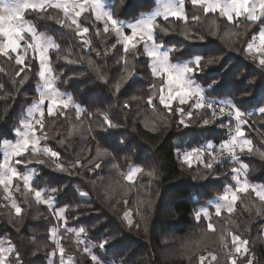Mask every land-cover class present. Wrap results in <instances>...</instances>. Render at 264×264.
<instances>
[{"label": "trees", "instance_id": "trees-1", "mask_svg": "<svg viewBox=\"0 0 264 264\" xmlns=\"http://www.w3.org/2000/svg\"><path fill=\"white\" fill-rule=\"evenodd\" d=\"M102 1L108 6L115 5L113 11L124 24L135 22L134 18L150 14L159 6V0ZM185 11L187 23L175 18L167 21L157 19L159 26L167 31L165 34L156 29V35L162 42L182 49L171 54L172 60L187 59L191 52L221 56L219 63L206 67L199 74L197 82L207 88L205 81L210 73L219 71L222 77L225 72H234L230 77L234 83L238 84L244 77L255 80L252 84L245 81L249 95L241 97L237 93V99L257 96L258 89L264 84V70L258 67L260 56L246 53L243 49L246 42H252L251 38L258 35L264 24L245 22L241 18L234 25L220 17L218 12L204 16L190 0L185 2ZM50 16L64 19L62 12L51 8L25 13V19L37 32L44 33L59 44V55L54 50L49 53L54 72L58 74L56 86L60 92L72 97L74 105H79L82 113L77 120L75 107L72 106L66 110V116L45 115L43 133L47 139L42 140L40 146L46 145L60 153L59 162L70 171L56 170L57 158L39 154L30 158V152L19 158L26 164L18 168L21 171L37 170L34 186L61 188L54 196L57 209L69 206L65 213L67 226L86 229L77 237L60 227L58 238L65 248V257L72 258L71 264H92L86 247L105 264H230L232 259H236L238 264H246L245 256L236 253L232 247L229 233L239 234L249 242L246 255L252 259V264H264V201L255 192L249 189L238 193L232 212L222 211L217 216L215 211H211L209 219L200 212L210 202L217 201L225 189L234 187L235 180L231 174L233 161L221 157L220 163L214 164L212 169L205 168L203 161L193 162L190 166L183 161V154L193 148H206L208 144L218 146L228 137L227 127H221L219 120L204 125L203 110L199 115L193 110V118H185V126L179 123V113H169L164 109L158 99L160 81L152 76L147 57L141 54L142 44L135 55L127 54V67L131 68L133 76L116 92L115 85L126 75V66L122 59L125 53L122 45L117 43L115 33H106L103 21H96L88 12L77 18L83 22L82 26L89 28L85 38L91 40V49L101 53L97 55L96 51L82 45L73 30L75 26L71 29L61 27ZM193 16H200L199 21L193 20ZM213 19L216 20L215 26ZM185 28L194 35H203L204 39H185L182 34ZM26 39L30 37L26 36ZM238 39H241L240 45H237ZM16 55L12 53V58L0 55V162L3 160L4 142L16 141V130L21 120L27 118L28 109L39 96L38 59L29 61L32 64L31 70H26L29 78L18 83L24 73L17 75L21 66L15 63ZM65 57L74 62L69 63ZM101 75L107 83L100 79ZM153 84L157 87L153 88ZM150 95L156 97L154 104L158 107L155 112L146 103ZM222 98L215 95L209 97L212 100ZM125 104L129 107L125 108ZM177 106L178 101H174L172 107ZM183 107L192 110L188 105ZM101 111H107L119 126L106 128L99 115ZM248 111L252 115L247 117L244 131L252 141L254 151L249 154L245 150L240 154L241 162L247 165L242 171L246 172L250 184L264 188V159L259 155L264 152V115L254 108ZM76 126H80V131L75 130ZM69 132H72L71 136ZM37 134L41 135V132ZM104 150L111 155L98 158V153ZM36 159L45 160V165L37 164ZM208 160L206 155L205 161ZM74 163L76 166L72 167ZM97 163L101 165L99 168L95 167ZM113 164L119 165V168H114ZM130 165L144 169L134 184L123 180L120 175L121 172L126 173ZM149 171L154 175L149 176ZM112 188L119 192L108 195ZM78 190L88 195L81 197ZM127 190L131 191L129 197L123 194ZM137 191H141V195L135 203ZM143 191L148 193L147 197ZM15 196L21 203L25 199L19 192ZM125 199H129L128 204L133 210L131 221L134 224L124 219L121 207H114L113 201L108 202ZM148 199L155 201L153 207L143 212L146 218H137V204L144 210L151 205L143 204L144 201L148 203ZM23 209L21 219L14 214L0 189V241L15 244L23 264H50V261L59 264V254L55 259L50 256L55 248L50 230L59 226L52 212L32 198L23 203ZM198 211L199 219L196 215ZM209 223L213 229L208 228ZM221 236L226 237L224 243L220 242ZM105 238L108 244L101 250L99 242ZM78 240L81 242L78 243ZM211 256L216 259H211ZM201 257H204L203 261Z\"/></svg>", "mask_w": 264, "mask_h": 264}, {"label": "snow or ice", "instance_id": "snow-or-ice-1", "mask_svg": "<svg viewBox=\"0 0 264 264\" xmlns=\"http://www.w3.org/2000/svg\"><path fill=\"white\" fill-rule=\"evenodd\" d=\"M186 0H159L158 8L150 14H141L139 18H134L135 22L124 24L118 17H116L113 9L115 5L108 6L106 10L105 3L102 0H0V55L12 58V53H17L15 56V63L21 67L17 69V75L24 73L18 83H23L29 77L27 71L31 70L32 64L29 62L37 60L39 62V77L37 92L38 99L34 101L33 105L28 109L27 118L22 119L20 127L16 130L17 139L14 143H5V151L3 153V160L0 162V189L3 190L4 199L9 201L14 214L22 219L23 203H28L29 198L34 199L38 204L46 205L52 212L53 219L58 222L59 226H54L50 230L52 243L55 245L54 250L50 256L54 259L58 255L59 264H65V248L61 245L59 236L60 227H63L65 232L75 233L80 237L82 233L86 232L84 227L76 228L67 226V217L65 215L69 206L56 207V200L54 194L61 191V188H40L34 186V177L37 175L36 169L28 171L19 170L18 166L26 164L25 160L19 159L26 153H31V157L37 154L47 156L49 158H57L55 169L60 172L70 171L68 167L59 162L60 153L52 150L48 146L41 147V141L46 140L47 136L43 133V125L45 115L66 116V110L69 105H73L76 110V119L79 120L82 109L79 105H74L72 97L67 94H62L57 86L56 80L58 74L54 72L52 67L50 51H56L59 55L60 46L52 38L46 36L44 33H39L35 27L25 19V13L29 10L33 12L46 11L47 9H56L64 14V19H58L50 16V19H56V22L61 27L75 28L73 29L75 35L80 37V42L86 48L96 51L97 55L101 53L96 49H91V40L85 38V34L89 32V28L82 26L83 22L78 20L82 13L88 12L96 21H103L106 33L114 32L117 38V43L123 47L125 56L122 57L126 66V75L122 76L120 81L115 85V91L119 92L123 83H126L133 76V71L128 66L127 54H136L140 51L139 46L142 44L141 54L147 57V63L150 67L151 74L154 78L160 81L159 85V104L167 109L169 113H179L181 119L179 123L187 126L186 119L193 118V110L199 115L200 111L205 112V118L202 120L204 125H208L214 120L220 121L221 127H227L228 138L219 143V150L213 144H208L206 148L197 147L191 151L183 154V161L186 164H191L193 158L200 160L204 155L209 157L208 161L204 162L207 169H212L214 164L220 163V157L227 154V157L234 162L231 168V174L235 180V186L225 189L224 193L219 196V200L223 204H217L215 214L221 215V210L226 208L228 212L233 211V204L237 200V193L247 192L251 189L255 192L261 200H264V188H256L246 179L241 178V170L247 168L241 162L240 154L245 150L251 154L254 149L252 141L245 136L244 128L248 124L247 117L252 113L248 111L249 108H254L255 111L264 115V84H261L258 89V95L250 99H237L236 94L240 93L241 97L249 95L245 86V81L252 84L255 80H249L244 77L238 84L234 83L230 78L234 72H225L221 77L219 71L210 73L208 80L205 81L207 88L199 84V74L210 65L219 63L221 56L206 54L201 52H191L187 59L177 60L174 62L171 54L176 51H181L177 46H170L161 41V38L156 35V29L161 33L166 34V29L160 27L157 23V17H162L164 20L175 18L187 23L188 16L185 11ZM123 3V0H120ZM194 8L201 10L204 16L209 13H219L227 22L237 24L243 18L245 22L264 24V0H190ZM193 20L199 21L200 16H193ZM213 26L216 25V20H212ZM185 39L194 41L196 39L203 40V35H194L185 28L182 33ZM238 35H243L238 33ZM26 36L30 39H26ZM252 42H246V47L243 51L252 53L253 51L264 52V28L259 29L258 39L259 47H256L255 40L257 36L254 35ZM24 42L23 45L21 42ZM114 47V46H113ZM107 55V53H104ZM65 59H68L65 57ZM255 60L256 58L253 57ZM69 63L74 61L68 59ZM92 64V61H89ZM258 67L264 70V56L258 60ZM27 70V71H26ZM99 72V69H96ZM101 80L107 83L103 75ZM210 81V82H209ZM157 85L153 84V88ZM215 95L223 97L222 99L212 100L210 96ZM155 96H149L146 103L155 112L157 105L154 104ZM174 101H178V106L173 108ZM188 105L186 110L183 106ZM125 108L129 105L125 104ZM60 110L59 112L57 110ZM99 115L102 117V123L106 128H115L116 124L107 111H101ZM163 119V116H161ZM227 120V124H225ZM76 131H80V126L75 127ZM37 131L41 135H37ZM69 136L72 132L68 133ZM63 143V141H61ZM123 143V141H121ZM209 149L211 151H209ZM111 153L107 150L98 153V158L110 156ZM264 159V152L259 153ZM35 162L39 165H45V160L36 159ZM78 163V162H77ZM239 165V167L235 166ZM76 163L72 165L75 167ZM101 165L97 163L96 168ZM114 168H119V165L113 164ZM144 172V169L136 165H130L126 173L121 172L123 180L134 183L138 174ZM149 176L154 173L149 171ZM15 181V183H13ZM19 192L21 196L25 197L24 201L18 202L15 193ZM51 193V194H49ZM81 197H85L88 193L78 190ZM212 203V202H210ZM201 211H204L203 209ZM207 215V212L204 211ZM199 219L200 212H197ZM124 219L131 224L129 213H125ZM209 229H213V225L209 223ZM231 236L232 247L235 252L245 256L246 264H252V259L247 257L248 241L242 238L239 234L229 233ZM226 237L221 236L220 240L224 243ZM81 242L78 240V243ZM108 244V239L105 238L99 242V248L105 249ZM227 247V244L224 245ZM89 254L92 264H105L100 258L94 254L91 249L85 248ZM231 251V250H230ZM71 261V257L67 258ZM201 261L204 257L200 258ZM215 260V256H211ZM0 264H23L20 253L16 245L11 241H0ZM53 264V261H50ZM231 264H238L236 259L231 260Z\"/></svg>", "mask_w": 264, "mask_h": 264}, {"label": "rangeland", "instance_id": "rangeland-1", "mask_svg": "<svg viewBox=\"0 0 264 264\" xmlns=\"http://www.w3.org/2000/svg\"><path fill=\"white\" fill-rule=\"evenodd\" d=\"M103 2V1H102ZM103 3H105V2H103ZM105 5H106V10H107V8H108V4L107 3H105ZM83 14V13H82ZM29 22V21H28ZM30 23V22H29ZM132 23V22H131ZM31 24V23H30ZM125 24H129V23H125ZM262 28H264V26L262 27ZM240 41L241 40H239L238 42H237V44H239L240 43ZM255 45H256V47H259V39H258V35H257V39L255 40ZM253 53H255V54H258L260 57L261 56H264V52H257V51H253ZM62 94H67L66 92H61ZM68 96H69V94H67ZM74 103V102H73ZM73 105H69V108L70 107H72ZM58 112L60 111L59 109L57 110ZM202 111V110H201ZM37 133H38V131H37ZM38 135V134H37ZM17 139H19V137L17 136ZM16 139V140H17ZM5 143H7V142H4V144H3V148H2V154L4 153V151H5V148H4V145H5ZM12 143H14V142H12ZM12 143H8V144H12ZM216 148H217V146H215ZM209 151H211L210 149H209ZM98 157V156H97ZM205 157H206V155H204L200 160H197L196 158H193V160L191 161V163H193V162H201V161H203V163L205 162ZM225 157H227V156H225ZM234 163V162H233ZM138 176V175H137ZM246 177V179H247V174H246V172L245 171H242L241 170V178L242 179H244ZM137 181V177H136V179H135V181H134V183ZM133 183V184H134ZM236 183V182H235ZM235 186V185H234ZM255 186V185H254ZM256 188H258L257 186H255ZM259 189V188H258ZM119 192V190L118 189H115V188H112L111 190H110V192L108 193V195L110 194V193H118ZM137 194H136V196H137V200L135 201V203H137V201H138V197H139V195H141V191H137L136 192ZM140 193V194H139ZM143 193V195L145 196V197H147V195H148V193H146L145 191H143L142 192ZM123 194L125 195V197H129L130 195H131V191L130 190H127V191H123ZM237 197H238V193H237ZM259 197V196H258ZM260 199V198H259ZM113 201V203H114V207L115 206H118V207H121L122 208V211H123V216L125 215V213L127 212V213H129V219L130 220H132V218H133V215H134V213H133V210L131 209V207L129 206V204H128V202H129V199H125V200H123V201H117V200H109L108 202H112ZM262 201H264V200H262ZM155 201L154 200H149L148 199V203L147 202H143V204H145V205H147V204H151V205H149V206H146L145 207V209L143 210V207L141 208V207H139L138 206V204H137V210L135 211L136 212V214H137V218H146L147 216H146V214L145 215H143V212H145L148 208H150V207H153V203H154ZM224 202L223 201H220L219 199L217 200V201H214V202H212V203H210L208 206H206V207H204V208H201V210L203 209L204 211H206L207 212V215H205L204 214V211H201L200 210V212H201V214L203 215V216H205L207 219H209L210 218V214H211V211L212 212H214L215 211V209H216V205L217 204H223ZM235 203H236V201H235ZM235 203L233 204V209L235 208ZM222 211H227V209L226 208H224V209H222L221 210V212ZM127 221V220H126ZM131 224H134L132 221H131ZM263 232H264V230H263ZM229 237H230V235H229ZM220 238V237H219ZM221 242V241H220ZM216 245V244H215ZM171 247V246H170ZM171 251V250H170ZM169 251V252H170ZM171 256H172V254H171ZM218 258H219V254H218ZM65 264H71V262L68 260V259H65ZM230 264H231V262H230Z\"/></svg>", "mask_w": 264, "mask_h": 264}, {"label": "crops", "instance_id": "crops-1", "mask_svg": "<svg viewBox=\"0 0 264 264\" xmlns=\"http://www.w3.org/2000/svg\"><path fill=\"white\" fill-rule=\"evenodd\" d=\"M158 18H162V17H157V19H158ZM239 40H241V39H238V41H239ZM238 41H237V42H238ZM240 43H241V41H240ZM240 43L237 44V45H240ZM7 143H12V142H7ZM243 170H244V169H243ZM1 241H3V240H1ZM5 242H6V241H5ZM65 258L67 259V257H65ZM70 262H71V261H70Z\"/></svg>", "mask_w": 264, "mask_h": 264}, {"label": "built area", "instance_id": "built-area-1", "mask_svg": "<svg viewBox=\"0 0 264 264\" xmlns=\"http://www.w3.org/2000/svg\"><path fill=\"white\" fill-rule=\"evenodd\" d=\"M227 138H228V137H227ZM227 138H226V139H227ZM218 150H219V145L217 146V151H218ZM225 156H227V154H226V153H225V154H223V155H221V157H225ZM221 157H220V158H221Z\"/></svg>", "mask_w": 264, "mask_h": 264}]
</instances>
